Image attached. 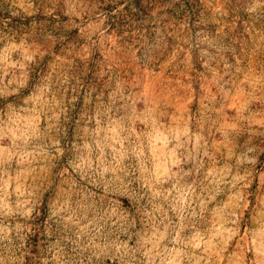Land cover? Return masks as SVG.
Listing matches in <instances>:
<instances>
[{
	"label": "rangeland",
	"instance_id": "rangeland-1",
	"mask_svg": "<svg viewBox=\"0 0 264 264\" xmlns=\"http://www.w3.org/2000/svg\"><path fill=\"white\" fill-rule=\"evenodd\" d=\"M0 264H264V0H0Z\"/></svg>",
	"mask_w": 264,
	"mask_h": 264
}]
</instances>
